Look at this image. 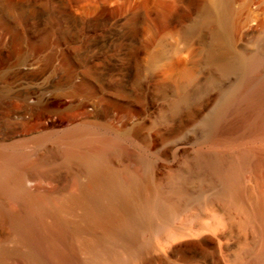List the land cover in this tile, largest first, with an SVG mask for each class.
<instances>
[{
  "label": "rangeland",
  "instance_id": "obj_1",
  "mask_svg": "<svg viewBox=\"0 0 264 264\" xmlns=\"http://www.w3.org/2000/svg\"><path fill=\"white\" fill-rule=\"evenodd\" d=\"M255 58L263 73L264 0H0V147L28 156V191L65 198L87 175L64 132L118 136L110 163L171 210L134 264H229L242 233L204 159L251 147L244 184L264 194V135L220 115ZM16 245L0 223V246Z\"/></svg>",
  "mask_w": 264,
  "mask_h": 264
},
{
  "label": "bare ground",
  "instance_id": "obj_2",
  "mask_svg": "<svg viewBox=\"0 0 264 264\" xmlns=\"http://www.w3.org/2000/svg\"><path fill=\"white\" fill-rule=\"evenodd\" d=\"M168 9L163 7L162 14ZM258 63L259 58L249 63L220 115L234 108L245 134L263 136L264 72H256ZM61 137L66 161L87 175L65 198L28 191V156L15 146L0 147V223L17 239L14 248L0 246V264H13L14 257L26 264H78L81 253L87 264H134L151 246L147 234L167 228L170 206L154 197L151 180L140 170H119L110 163L124 152L118 136L87 125ZM254 152L247 147L231 157L217 153L204 159L221 183L216 198L242 233L241 250L229 264H264V194L244 184Z\"/></svg>",
  "mask_w": 264,
  "mask_h": 264
}]
</instances>
